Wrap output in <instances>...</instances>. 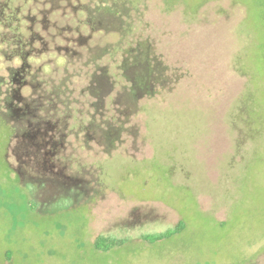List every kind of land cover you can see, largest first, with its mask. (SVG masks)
Wrapping results in <instances>:
<instances>
[{
  "label": "rangeland",
  "instance_id": "1",
  "mask_svg": "<svg viewBox=\"0 0 264 264\" xmlns=\"http://www.w3.org/2000/svg\"><path fill=\"white\" fill-rule=\"evenodd\" d=\"M107 4L127 15L110 30L96 17L104 0H0V112L23 67L32 85L72 90L85 117L91 75L105 67L123 84L115 44L149 38L168 63L131 119L136 142L105 157L75 146L83 163L100 160L101 199L34 198L0 124V264H264V0Z\"/></svg>",
  "mask_w": 264,
  "mask_h": 264
},
{
  "label": "flooded vegetation",
  "instance_id": "2",
  "mask_svg": "<svg viewBox=\"0 0 264 264\" xmlns=\"http://www.w3.org/2000/svg\"><path fill=\"white\" fill-rule=\"evenodd\" d=\"M104 1L106 6L96 17L101 18L104 29L110 30L111 18L127 19V15L110 7L109 0ZM121 23L124 29L127 22ZM115 45L121 49L123 84L115 89L116 79H110L105 67L91 75L87 91L93 101L85 117L74 116L78 108L70 105L73 91L63 84L54 89H47L41 81L32 85L25 78L24 67L11 78L7 108L0 112V124L8 130L9 165L19 179L30 183L27 189L40 202L61 196L78 198L93 194L97 200L100 195L106 196L108 185L97 164L100 160L90 165L83 163L75 146L96 148L105 157L125 145L127 135L136 142L138 128L131 119L140 110L139 102L156 96L168 82V75L163 74L168 63L151 39ZM29 83L33 88L25 95L22 88ZM131 215L144 214L133 209Z\"/></svg>",
  "mask_w": 264,
  "mask_h": 264
},
{
  "label": "trees",
  "instance_id": "3",
  "mask_svg": "<svg viewBox=\"0 0 264 264\" xmlns=\"http://www.w3.org/2000/svg\"><path fill=\"white\" fill-rule=\"evenodd\" d=\"M9 5V4H8ZM9 7H10V5H9ZM7 8H8V6L7 7H5V9L7 10ZM3 8L1 7L0 8V11L2 10ZM4 9V11L6 12V10ZM9 16H13V15H9ZM10 22H12L11 20H10V18H8L7 17V19H5L4 20V22H3V26L5 25V26H7V27H11L12 25H10ZM2 95V91H1V82H0V96ZM5 103H7V97H6V100H5ZM6 108H7V106H5ZM180 226V224L178 225V227ZM177 227V228H178ZM166 235L167 234H159V235H157V236H155L154 238L155 239H160V238H163V237H166Z\"/></svg>",
  "mask_w": 264,
  "mask_h": 264
}]
</instances>
